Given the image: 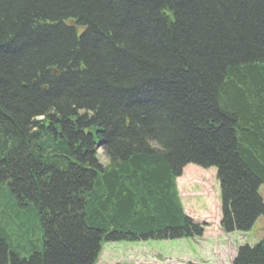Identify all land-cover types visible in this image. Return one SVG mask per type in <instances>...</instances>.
<instances>
[{
	"label": "trees",
	"instance_id": "16d2710c",
	"mask_svg": "<svg viewBox=\"0 0 264 264\" xmlns=\"http://www.w3.org/2000/svg\"><path fill=\"white\" fill-rule=\"evenodd\" d=\"M189 163L216 169L224 233L264 215V0H0V264L200 237Z\"/></svg>",
	"mask_w": 264,
	"mask_h": 264
},
{
	"label": "rangeland",
	"instance_id": "374dc122",
	"mask_svg": "<svg viewBox=\"0 0 264 264\" xmlns=\"http://www.w3.org/2000/svg\"><path fill=\"white\" fill-rule=\"evenodd\" d=\"M99 158L104 161L103 154ZM214 167L187 164L176 178L183 211L201 223L200 237L100 242L94 264H230L238 246L253 245L264 237V215L248 231L224 233L219 225V185ZM258 193L264 202V185Z\"/></svg>",
	"mask_w": 264,
	"mask_h": 264
}]
</instances>
